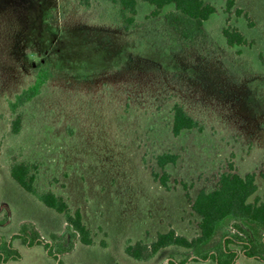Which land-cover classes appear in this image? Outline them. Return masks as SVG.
<instances>
[{
	"label": "rangeland",
	"instance_id": "1",
	"mask_svg": "<svg viewBox=\"0 0 264 264\" xmlns=\"http://www.w3.org/2000/svg\"><path fill=\"white\" fill-rule=\"evenodd\" d=\"M203 1L216 13L189 42L166 25L172 5L154 15L139 1L138 27L125 31L115 0H91L89 7L79 0H0V264H57L43 246L23 244L17 236L24 229L60 249L62 264H169L177 249L139 262L125 246L150 244L170 229L188 240L200 235L192 204L231 169L255 173L251 201L262 197L264 0H235L230 14L226 0ZM224 28H237L246 45H228ZM41 68L52 77L19 110L22 128L14 134L9 103ZM175 102L202 132L173 135ZM166 152L179 156L165 169L168 189L152 175L162 174L156 156ZM17 161L36 164V187L80 211L91 245L12 179ZM9 245L21 258L8 254ZM235 264L264 263L240 255Z\"/></svg>",
	"mask_w": 264,
	"mask_h": 264
},
{
	"label": "trees",
	"instance_id": "2",
	"mask_svg": "<svg viewBox=\"0 0 264 264\" xmlns=\"http://www.w3.org/2000/svg\"><path fill=\"white\" fill-rule=\"evenodd\" d=\"M139 1L153 6L154 15L172 5L173 10L165 15L166 25L189 42L204 34V23L216 13L215 7L203 0H115L125 31L138 27L136 17ZM79 2L89 7L91 0ZM235 7V0H226V13H232ZM235 13L238 17L244 16L249 20L248 14L242 9L237 8ZM223 35L230 46L247 43L237 28H224ZM51 77L49 68L39 69L34 82L9 103L10 111L16 116L11 123L14 134H18L22 128V115L18 113L19 110L41 94ZM172 114L174 136H180L186 131H203L200 123L189 114L182 103L173 104ZM178 159V155L170 152L156 156V163L163 172H153L152 175L166 189L169 188L170 177L165 169L169 165H176ZM37 170L36 164L17 161L11 165L10 175L24 191L35 196L45 207L63 215L74 232L73 235L79 236L85 245H91L90 232L83 223L80 211L73 213L64 199L54 192L40 191L35 185L34 173ZM256 177L255 173L242 177L231 169L230 172L220 175L214 190L199 192L192 204L193 212L200 217V235L197 237L188 240L170 229L166 233L158 234L156 240L150 244L143 241L128 242L124 249L125 254L136 261L148 262L162 250L174 248L178 250L179 258L170 259L169 264H188L190 261L235 264L240 255L264 263V193L261 198L251 201L258 191ZM260 177L264 181V172ZM17 237L27 247L43 246L57 264H62L59 261L61 250L54 249L50 243L42 241L33 229H24ZM7 252L11 257L21 258V253L12 245H9ZM0 255V261H5L4 254Z\"/></svg>",
	"mask_w": 264,
	"mask_h": 264
}]
</instances>
